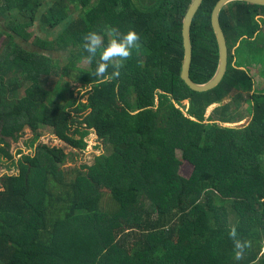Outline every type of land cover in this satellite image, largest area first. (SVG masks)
I'll use <instances>...</instances> for the list:
<instances>
[{"label": "trees", "instance_id": "1", "mask_svg": "<svg viewBox=\"0 0 264 264\" xmlns=\"http://www.w3.org/2000/svg\"><path fill=\"white\" fill-rule=\"evenodd\" d=\"M191 1L0 0V20L13 18L0 28V168L17 170L0 177V264H264V82L254 84L238 61L264 55L256 42L264 6L222 9L226 72L211 90L195 92L180 79ZM218 1L203 0L191 23L196 84L217 68L210 17ZM35 21L45 33L60 28L32 44L65 52L63 63L17 41L30 40ZM105 26L134 30L142 47L118 80L97 84L95 62H83V37L95 31L107 44ZM76 88L86 90L74 97ZM43 126L81 152L94 131L109 153L65 169L76 154L40 143ZM24 127L33 132L25 141L32 152L19 150L16 159L11 143ZM183 162L189 177L179 172ZM233 225L251 242L239 261Z\"/></svg>", "mask_w": 264, "mask_h": 264}, {"label": "rangeland", "instance_id": "2", "mask_svg": "<svg viewBox=\"0 0 264 264\" xmlns=\"http://www.w3.org/2000/svg\"><path fill=\"white\" fill-rule=\"evenodd\" d=\"M72 18L75 17V15L71 16ZM11 18L9 15L6 16L5 18H1L0 20V28L3 30H6V26L7 24L11 21ZM34 22V25L31 26V28L28 29V32L31 35V38L28 42H25L24 40H22L20 37H17V41L22 44V46L30 51H35V52H41L42 54L48 56V54L52 55L50 56L51 58L53 57L54 59H59L60 63H63L67 58H68V54H66L63 51H56V52H48V51H42L40 48L35 47L32 44V40L35 39H44V40H48L49 37H46V34L52 33L55 34L57 33L60 28H57L49 33H45L44 32V28L43 25H41L40 22ZM257 42V46L260 48H264V32H261V35L259 37V41L258 39H256ZM236 59H233V64H235ZM239 62H242V65H245L250 67L249 72L250 75L253 76L255 83L254 84H261L264 82L262 73L264 72V55L259 57L258 59H251L248 56L241 59H238ZM85 62V61H83ZM83 62L79 64V66L83 67V68H87V66H85L83 64ZM84 65V66H83ZM70 86L71 88H73L75 86V84L73 83V79H70ZM257 86V85H255ZM81 88V86L79 87ZM76 88L73 91V96L74 97H79V93L83 94L84 91L86 89H79ZM183 104L185 106H187V102H183ZM217 105H211L208 107V109L206 110V114H205V118H208L212 112V110L216 107ZM247 107L248 104L243 103L241 109H243L244 111V115L247 114ZM240 109V111H241ZM246 120V117L244 120H242L239 123H235V124H229L228 126H239L241 124H243ZM38 132L41 133V137L39 142L43 143V144H47L50 146H56L59 148H62L65 150L66 153L70 154V153H75L76 155L74 156V159L69 160L65 165L64 168L65 169H72L75 167H80L83 164H88V165H92L94 163V160L97 156H100L102 154H108L109 151L108 149H106L105 147H103V145L101 144V142L99 141L98 137L96 136L94 131H90L88 136L85 138L86 141V145L87 148L81 152L78 150H74L71 147H69L66 143L62 142L60 139L56 138L54 136V134L52 133V130L49 127L43 126L40 127L38 129ZM33 137V132L30 131V129L28 127H24V135L18 140V142H14L11 143V153L16 157V159H19L21 157V155L18 154L19 150L24 151V153H30L32 152V149L29 148L28 146H26L25 141H27L28 139ZM178 155V153H177ZM177 157H180V155H178ZM6 160V159H5ZM179 172L181 175L185 176V177H189L191 175V171H192V167L187 163V162H183L181 164V166H179ZM6 172H10V173H16L17 170L12 169L10 171H8V169L4 167L0 168V177L6 173ZM2 190V185L0 183V191ZM262 248H261V252L259 254V259L260 258H264V231L262 233Z\"/></svg>", "mask_w": 264, "mask_h": 264}, {"label": "clouds", "instance_id": "3", "mask_svg": "<svg viewBox=\"0 0 264 264\" xmlns=\"http://www.w3.org/2000/svg\"><path fill=\"white\" fill-rule=\"evenodd\" d=\"M105 34L109 38L107 44L105 37L95 31L88 32L83 37L82 47L88 53L84 61L89 65L95 62L93 75L97 78V84L118 80L120 70L132 57L133 50L138 51L142 47L140 36L134 30L121 33L118 28L105 26ZM109 68L112 69L111 72ZM228 236L233 244V258L237 261L243 259L245 250L251 246V242L239 238L236 225L229 229Z\"/></svg>", "mask_w": 264, "mask_h": 264}, {"label": "water", "instance_id": "4", "mask_svg": "<svg viewBox=\"0 0 264 264\" xmlns=\"http://www.w3.org/2000/svg\"><path fill=\"white\" fill-rule=\"evenodd\" d=\"M233 2H246L253 5L264 6V0H219L213 9L210 17L211 28L216 40L218 50L217 68L214 75L204 84H196L190 79L189 71L192 56V46L190 41V28L194 15L202 5L203 0H192L184 15L181 26V38L183 46V58L180 70V79L192 91L204 92L211 90L224 77L227 67V47L223 31L220 26V13L222 9Z\"/></svg>", "mask_w": 264, "mask_h": 264}]
</instances>
